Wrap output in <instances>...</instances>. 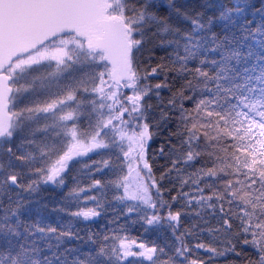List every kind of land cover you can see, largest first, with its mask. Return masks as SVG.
Returning a JSON list of instances; mask_svg holds the SVG:
<instances>
[{
	"label": "snow or ice",
	"instance_id": "1",
	"mask_svg": "<svg viewBox=\"0 0 264 264\" xmlns=\"http://www.w3.org/2000/svg\"><path fill=\"white\" fill-rule=\"evenodd\" d=\"M0 264H264V0H0Z\"/></svg>",
	"mask_w": 264,
	"mask_h": 264
}]
</instances>
